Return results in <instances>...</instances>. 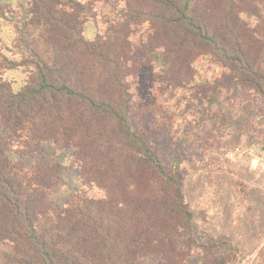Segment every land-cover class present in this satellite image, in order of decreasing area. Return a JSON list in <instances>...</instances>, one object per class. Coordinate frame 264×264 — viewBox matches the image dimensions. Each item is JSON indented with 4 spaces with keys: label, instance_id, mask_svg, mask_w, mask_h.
Returning <instances> with one entry per match:
<instances>
[{
    "label": "trees",
    "instance_id": "1",
    "mask_svg": "<svg viewBox=\"0 0 264 264\" xmlns=\"http://www.w3.org/2000/svg\"><path fill=\"white\" fill-rule=\"evenodd\" d=\"M95 1L0 6L27 56L0 67V264H184L197 250L200 264H229L197 239L180 169L136 127L134 85L151 66L161 94L264 98V0H109L88 38ZM204 61L220 70L211 80L195 73ZM17 68H30L19 87L2 76ZM43 144L72 152L98 195L51 204L63 166L38 158Z\"/></svg>",
    "mask_w": 264,
    "mask_h": 264
},
{
    "label": "rangeland",
    "instance_id": "2",
    "mask_svg": "<svg viewBox=\"0 0 264 264\" xmlns=\"http://www.w3.org/2000/svg\"><path fill=\"white\" fill-rule=\"evenodd\" d=\"M26 1L0 0V6L18 11ZM109 2L95 1L96 20L85 22L86 37L95 36V21L102 29L112 18ZM9 16L0 14V67H6L5 58L16 62L27 58ZM147 67L140 70L142 77L134 85L138 89L134 121L161 160L176 164L182 172V192L193 214L197 239L207 246L216 244L229 264H264V98L234 87L211 99H200L192 94L191 84L161 94L149 79L152 67ZM28 71L17 68L2 76L19 87L29 79ZM219 71L208 61L195 67L199 79L211 80ZM71 154L43 144L38 156L63 166L62 182L47 195L54 206H62L83 191L98 195L90 178L81 176ZM25 160L31 163L34 159ZM202 259L197 250L184 264H200Z\"/></svg>",
    "mask_w": 264,
    "mask_h": 264
}]
</instances>
